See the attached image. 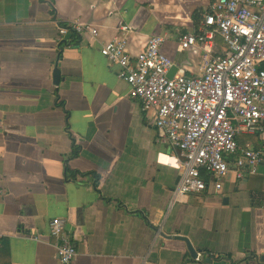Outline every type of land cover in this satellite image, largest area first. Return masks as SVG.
I'll use <instances>...</instances> for the list:
<instances>
[{"label": "crops", "instance_id": "obj_1", "mask_svg": "<svg viewBox=\"0 0 264 264\" xmlns=\"http://www.w3.org/2000/svg\"><path fill=\"white\" fill-rule=\"evenodd\" d=\"M213 1L0 0V264H60L44 243L55 218L76 245L72 264H264V162L170 208L180 173L162 158L177 152L100 53L125 36L137 56L160 36L175 66L197 76L203 51L179 40ZM70 21L99 26L97 41H62ZM238 142L264 152V133ZM154 229L189 238L210 262Z\"/></svg>", "mask_w": 264, "mask_h": 264}, {"label": "built area", "instance_id": "obj_2", "mask_svg": "<svg viewBox=\"0 0 264 264\" xmlns=\"http://www.w3.org/2000/svg\"><path fill=\"white\" fill-rule=\"evenodd\" d=\"M58 30L65 42L85 36L97 41L100 31L79 22ZM179 41L182 50L203 51L199 75L178 67L170 79L176 66L163 53L160 36L151 37L137 56L125 36L100 44L101 56L141 104L159 139L177 152L168 164L180 173L170 208L188 194L220 193L233 169L239 178L245 167L254 176L264 162L263 152L238 142L240 134L264 133V0H214L197 32ZM218 42L224 51H217ZM66 231V221L55 218L49 232L54 242H44L52 244L60 264H72L77 256Z\"/></svg>", "mask_w": 264, "mask_h": 264}, {"label": "water", "instance_id": "obj_3", "mask_svg": "<svg viewBox=\"0 0 264 264\" xmlns=\"http://www.w3.org/2000/svg\"><path fill=\"white\" fill-rule=\"evenodd\" d=\"M178 71V67H174L171 72L168 74V77L170 79L173 78V76L175 75V73ZM61 81V73L59 71L58 68H56L55 72H54V83L55 85H59ZM98 193L102 196V191H98ZM154 231L156 233H158L163 239L167 240V241H181V242H184L187 246V249L191 255V258L193 260H199L201 259V261H206L207 263L210 262L209 259H205L204 257H201L200 256V251L196 250V248L193 246L191 240L187 237H184V236H181L180 234L178 235H169V234H166V233H163L161 230H158V229H154Z\"/></svg>", "mask_w": 264, "mask_h": 264}, {"label": "trees", "instance_id": "obj_4", "mask_svg": "<svg viewBox=\"0 0 264 264\" xmlns=\"http://www.w3.org/2000/svg\"><path fill=\"white\" fill-rule=\"evenodd\" d=\"M193 19L195 20V22H197V23H201L203 20H204V18H202V14H201V12L200 11H196L195 13H194V15H193ZM203 19V20H202ZM199 24H197V25H199ZM264 153V152H263Z\"/></svg>", "mask_w": 264, "mask_h": 264}, {"label": "bare ground", "instance_id": "obj_5", "mask_svg": "<svg viewBox=\"0 0 264 264\" xmlns=\"http://www.w3.org/2000/svg\"><path fill=\"white\" fill-rule=\"evenodd\" d=\"M162 161H163L165 164H166V163L169 164V163H168L169 161H170L171 163H173V161H171V160L168 161V158H164V157L162 158Z\"/></svg>", "mask_w": 264, "mask_h": 264}, {"label": "rangeland", "instance_id": "obj_6", "mask_svg": "<svg viewBox=\"0 0 264 264\" xmlns=\"http://www.w3.org/2000/svg\"><path fill=\"white\" fill-rule=\"evenodd\" d=\"M210 12V11H209ZM209 14V13H208ZM207 15V14H206ZM205 18V17H204ZM70 22H77V21H70ZM223 46L225 45L224 43H221ZM202 61H203V57H202ZM148 117V116H147ZM150 123H152L151 121H149Z\"/></svg>", "mask_w": 264, "mask_h": 264}]
</instances>
